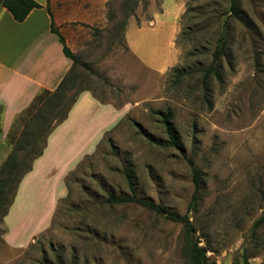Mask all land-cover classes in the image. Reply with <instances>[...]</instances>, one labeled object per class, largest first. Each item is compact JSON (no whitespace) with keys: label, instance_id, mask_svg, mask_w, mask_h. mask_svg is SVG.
<instances>
[{"label":"rangeland","instance_id":"obj_1","mask_svg":"<svg viewBox=\"0 0 264 264\" xmlns=\"http://www.w3.org/2000/svg\"><path fill=\"white\" fill-rule=\"evenodd\" d=\"M123 1L109 0L105 20L84 28L75 54L89 69L76 67L67 93L87 89L118 115H97L106 131L73 156L49 218H9L23 245L6 243L0 224V264H189L182 224L107 203L129 194L127 173L139 197L188 215L211 264H264V0H240L239 19L229 0H139L121 29ZM212 65L220 80L205 78ZM167 110L178 148L167 146L157 114ZM45 191L37 195L43 211Z\"/></svg>","mask_w":264,"mask_h":264},{"label":"crops","instance_id":"obj_2","mask_svg":"<svg viewBox=\"0 0 264 264\" xmlns=\"http://www.w3.org/2000/svg\"><path fill=\"white\" fill-rule=\"evenodd\" d=\"M35 1L41 7L33 9L23 22L15 21L0 5V105L3 107L0 165L10 152L6 138L15 118L38 93L54 91L72 67V61L64 55L58 37L50 30L51 23L62 34L70 50L76 53L75 44L79 43L83 48L86 41L84 28L96 27L101 19L105 20L109 0ZM107 112L117 117L119 111L84 91L78 96L67 119L48 136L42 156L33 162L31 171L20 182L4 218V239L10 246L19 247L23 241L13 236L9 218L12 214H48V218L53 214L58 199L66 193L64 178L74 167V162L71 166L73 156L80 152L83 154L82 150L92 135L99 133L102 136L106 131L103 125L97 126L103 124V120L95 118ZM44 189L48 196L45 211L37 201L38 192ZM42 227L40 221V228L35 226L32 229L29 240Z\"/></svg>","mask_w":264,"mask_h":264},{"label":"trees","instance_id":"obj_3","mask_svg":"<svg viewBox=\"0 0 264 264\" xmlns=\"http://www.w3.org/2000/svg\"><path fill=\"white\" fill-rule=\"evenodd\" d=\"M139 0H124L123 22L121 29L125 27L126 20L133 15L137 2ZM229 13L235 18H240V0H229ZM0 5L7 9L17 22H23L29 13L41 5L35 0H0ZM50 30L54 33L62 45L64 55L72 61V67L63 77L59 85L54 91L43 90L38 93L31 104L21 112L12 123V128L7 135L6 144L10 147V152L7 158L0 165V224H3L4 218L12 205L18 186L24 176L32 169L33 162L42 156L46 147L47 138L55 129L56 126L64 122L78 96L82 91L87 89H76L71 95L67 93L74 89L75 83L78 81V75L75 70L77 66L88 68V65L82 62L75 53L67 46L64 37L51 23ZM222 41V40H220ZM222 43V44H221ZM219 48L216 49L218 59L223 54L225 42H221ZM89 69V68H88ZM177 80L183 76L182 72L178 71ZM213 74L217 79H221V73L216 65H212L205 70V78ZM3 107L0 105V118ZM160 121L167 138V146L178 148L180 144V135L173 123V113L170 110L158 112ZM21 127L19 135L17 130ZM2 128L0 126V134ZM146 135L145 133H143ZM149 140L161 145L160 141H156L148 136ZM127 184L129 194L113 195L110 194L107 198V203L111 205L136 204L142 208L150 210L168 221L182 224L186 236L188 237V246L186 247V255L189 264H211L207 256L208 249L206 246L200 245L197 240H193L190 235L194 232L188 215H179L168 209L155 204L152 201L142 199L137 195L132 176L127 173ZM196 190L194 193V205L197 202L199 177L194 174ZM263 222V218L259 219L255 225ZM244 264H248L247 261Z\"/></svg>","mask_w":264,"mask_h":264}]
</instances>
